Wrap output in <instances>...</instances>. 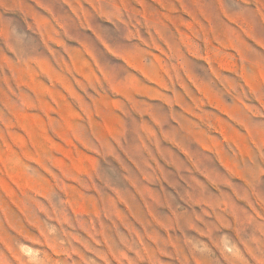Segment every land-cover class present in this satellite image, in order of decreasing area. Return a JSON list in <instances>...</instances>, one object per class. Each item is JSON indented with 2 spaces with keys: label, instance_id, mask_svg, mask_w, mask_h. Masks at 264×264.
I'll return each instance as SVG.
<instances>
[{
  "label": "rangeland",
  "instance_id": "374dc122",
  "mask_svg": "<svg viewBox=\"0 0 264 264\" xmlns=\"http://www.w3.org/2000/svg\"><path fill=\"white\" fill-rule=\"evenodd\" d=\"M0 264H264V0H0Z\"/></svg>",
  "mask_w": 264,
  "mask_h": 264
}]
</instances>
